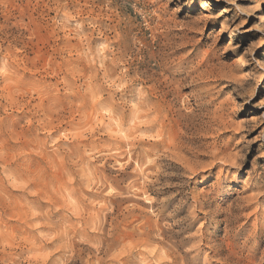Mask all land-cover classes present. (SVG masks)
Here are the masks:
<instances>
[{"label":"rangeland","instance_id":"374dc122","mask_svg":"<svg viewBox=\"0 0 264 264\" xmlns=\"http://www.w3.org/2000/svg\"><path fill=\"white\" fill-rule=\"evenodd\" d=\"M152 77L193 115L145 197L124 162L165 114ZM132 207L183 264H264V0H0V264H178L102 256Z\"/></svg>","mask_w":264,"mask_h":264},{"label":"bare ground","instance_id":"6f19581e","mask_svg":"<svg viewBox=\"0 0 264 264\" xmlns=\"http://www.w3.org/2000/svg\"><path fill=\"white\" fill-rule=\"evenodd\" d=\"M242 11H244L245 13H248V11L242 7L241 5L238 6ZM166 70V69H165ZM165 72V71H164ZM171 72V71H170ZM173 72V71H172ZM175 74V72H174ZM167 75V74H166ZM161 76V75H160ZM158 78V77H157ZM165 78V77H164ZM172 79V78H171ZM171 81V80H170ZM152 85H151V90L153 91L155 95L154 99L155 101L157 102L156 104L158 105H161V104H165V114H163L164 116L162 117V122L160 124V122L156 119H154L152 121V124H149L147 127H143L142 130H144L145 132L147 133H153V135H150V137H152V139L154 140L152 143H148L150 148L148 149H142L140 151V154L137 155L136 157H133L129 152H128V157H127V161L125 160L124 163H128L127 166H131L133 169H134V172L135 175L134 176H139V178L135 179L132 181V186L131 188H135V195H144L146 197V193L148 191V188H149V181L151 180V178H157L156 175L158 174V172L160 171H157L155 169V167L157 168V163L159 162V153H162L163 155L166 154L167 152L166 151H171L175 148V145H177L176 143V138L174 137L177 136V134H174L173 132H170V131H173V129H175L176 127L179 126V119L182 118L184 120H190L192 118V115H193V112H189V113H185L184 115L180 116L181 114L178 113L177 109H175V105H174V102H172V100L174 101V99L176 100V96L174 94V97H173V90H170V91H167L165 90V86L164 88L162 87L161 83L159 82L158 79H155L154 77H152ZM171 83V82H169ZM175 83V82H173ZM180 83V82H179ZM166 85V83H165ZM175 85V84H174ZM170 86V85H169ZM167 87V86H166ZM173 89V88H172ZM178 89V88H176ZM175 89V90H176ZM153 97V96H152ZM169 97H172V100H167V98ZM180 98V97H179ZM180 101H182L180 99ZM183 102V101H182ZM181 103V102H180ZM177 104V103H176ZM198 106V105H196ZM160 107V106H159ZM157 108V107H156ZM154 110V109H153ZM181 111V110H180ZM188 111V110H187ZM159 112V110H158ZM161 112V111H160ZM200 112V111H199ZM176 113V116L177 118L174 119V114ZM156 114V113H155ZM160 114V113H159ZM196 114V113H195ZM154 115V114H153ZM162 116V115H161ZM160 120V119H159ZM193 120V119H192ZM157 122H159L157 124ZM191 122V121H190ZM173 123V124H172ZM172 124V125H171ZM171 125V126H170ZM158 127L156 130H155V127ZM161 126V127H160ZM182 126V125H181ZM185 127V126H184ZM180 129V128H179ZM178 129V130H179ZM187 131V130H186ZM181 133V132H179ZM184 133V131H183ZM174 134V135H173ZM147 135V134H146ZM148 137V136H147ZM178 137V136H177ZM146 138V137H145ZM143 139V138H142ZM149 141V140H148ZM136 142V141H135ZM134 142V143H135ZM138 142V141H137ZM141 143V142H140ZM139 143V144H140ZM131 144V143H130ZM117 145V144H116ZM160 146H162V149H159L161 148ZM180 147V146H178ZM177 148V150L179 151V149ZM115 148V147H114ZM175 148V149H176ZM181 148V147H180ZM164 149V150H163ZM139 150V149H138ZM174 151V150H173ZM136 153V152H135ZM134 153V154H135ZM169 153V152H168ZM171 153V152H170ZM174 153V152H172ZM130 154V155H129ZM173 155V154H172ZM135 156V155H134ZM167 156V155H166ZM174 156V155H173ZM121 157V156H120ZM120 157H119V160H120ZM165 157V156H164ZM123 158V157H121ZM174 157H172L173 159ZM180 160V159H179ZM122 161V160H121ZM162 163V162H161ZM125 164V165H126ZM162 165V164H161ZM160 165V166H161ZM184 165V164H183ZM188 167V166H187ZM190 168V167H189ZM187 168V169H189ZM125 168H123L124 170ZM156 170V171H155ZM162 170V169H161ZM192 170V169H191ZM126 171V170H125ZM190 171V170H189ZM132 172V173H134ZM149 173V174H148ZM161 173V172H160ZM194 173V172H193ZM101 174V173H100ZM121 174V173H120ZM116 176V175H115ZM122 176V175H121ZM120 177V176H119ZM124 179V178H123ZM133 179V177H132ZM105 180V179H104ZM107 180V179H106ZM110 180V179H109ZM118 180V179H117ZM127 181V180H126ZM155 182V181H154ZM109 183V182H108ZM126 183V182H125ZM127 184H128V181H127ZM97 185V184H96ZM105 185V184H103ZM110 185V184H109ZM113 186V185H112ZM126 186V185H125ZM128 186V185H127ZM107 189V187H106ZM121 189V188H120ZM109 190H113V189H109ZM118 190V189H117ZM126 190V189H125ZM121 191V190H120ZM119 191V192H120ZM133 191V190H132ZM123 192V191H122ZM149 192V191H148ZM109 193V192H108ZM127 193V191H126ZM115 194V193H114ZM146 194V195H145ZM112 195V194H111ZM128 195V194H127ZM130 195V194H129ZM119 196V195H118ZM138 196V198H139ZM150 196V195H149ZM122 197V196H121ZM125 197V195L123 196ZM129 197H132V196H129ZM128 197V198H129ZM142 197V196H141ZM115 198V197H114ZM117 198V197H116ZM127 198V196L125 197ZM124 198V199H125ZM134 198V197H133ZM122 199V201L124 200ZM130 199V198H129ZM137 199V198H136ZM146 199V198H144ZM143 199V200H144ZM148 199V198H147ZM112 200V199H111ZM120 200V199H119ZM132 200V199H131ZM134 200V199H133ZM140 200V199H139ZM149 200V199H148ZM151 200V199H150ZM129 201V200H128ZM137 201V200H136ZM112 202V201H111ZM126 202V201H125ZM135 202V201H134ZM141 203V202H140ZM151 203V202H149ZM148 203V204H149ZM116 204V203H115ZM119 204V203H118ZM132 204V203H131ZM139 204V203H138ZM143 204V203H142ZM106 205V204H105ZM108 205V204H107ZM120 205V204H119ZM122 205V204H121ZM124 205V204H123ZM136 205V204H135ZM153 205V204H152ZM132 206V205H131ZM130 206V207H131ZM134 206V205H133ZM138 206V205H137ZM144 206V205H143ZM147 206H150V205H147ZM154 206V205H153ZM140 207V206H139ZM108 208V207H107ZM154 208V207H152ZM112 209H113V206H112ZM119 209V208H117ZM123 209V208H122ZM122 209H119V210H122ZM126 209V208H125ZM124 209V210H125ZM144 209V208H143ZM142 209V210H143ZM151 209V208H150ZM123 210V211H124ZM140 210V209H139ZM136 211L134 209V207H132V209L127 212V215H125L123 217V219L121 220L120 223H115V225L112 224L110 230L109 231V238L103 242L101 245L99 244V247L98 249H100V252L103 254L102 256H105V257H109L110 256V253L112 251V247L114 246H118V245H121L123 244L124 242L128 241L130 243L132 242H135L137 243L138 246H141V247H151L152 245H159V246H162L166 248V252L171 255H173V259L175 258V261L177 260V263L180 264V260H182L181 257H179L180 253H178V248L177 246L174 244V247L170 246V245H166L168 243H164V240L161 239V237L165 236V230H163V228H161L158 224V222L155 220H151V218H149V216H147V214L145 215L143 213V211ZM112 211V210H111ZM126 211V210H125ZM124 211V212H125ZM128 211V210H127ZM123 212V213H124ZM151 212V211H150ZM150 212H147V213H150ZM103 214V213H101ZM111 214V213H110ZM116 214V212H115ZM121 214V213H120ZM119 214V215H120ZM112 215V214H111ZM149 215V214H148ZM96 216V215H95ZM107 216V215H106ZM189 216V215H188ZM100 217V216H99ZM96 218V217H95ZM101 218V217H100ZM103 218V217H102ZM99 219V220H102ZM117 218V217H116ZM164 218V217H163ZM106 219V218H105ZM98 220V219H97ZM104 220V218H103ZM113 220V219H112ZM116 220V219H114ZM162 221V220H161ZM160 221V222H161ZM110 222V221H109ZM159 222V223H160ZM99 223V221H98ZM163 223V222H162ZM104 224V223H103ZM164 224V223H163ZM161 224V225H163ZM179 224V223H178ZM97 225V224H96ZM102 225V224H101ZM104 226V225H103ZM167 229V228H165ZM107 231V233H108ZM171 233V232H169ZM172 234V233H171ZM167 235V234H166ZM97 236V235H96ZM105 236V235H104ZM98 239H99V236H97ZM178 237V236H177ZM103 238V236H102ZM172 238V237H170ZM183 238V237H182ZM96 239V238H95ZM176 239V238H175ZM181 239V238H180ZM97 240V239H96ZM104 240V239H103ZM169 240V239H168ZM179 240V239H178ZM174 241V240H173ZM171 241V242H173ZM169 242V241H168ZM182 242V241H181ZM179 242V243H181ZM199 242V241H198ZM197 242V243H198ZM93 243V242H92ZM97 243V242H96ZM99 243V242H98ZM101 243V242H100ZM174 243V242H173ZM207 243V242H206ZM94 244V243H93ZM184 244V243H183ZM96 245V244H95ZM78 246V245H77ZM122 247V246H120ZM153 247V246H152ZM177 249H176V248ZM182 247V246H181ZM198 247V245L196 246ZM94 248V247H93ZM124 248V247H123ZM155 248V247H154ZM194 248V247H193ZM119 249V248H118ZM135 249V248H134ZM151 249V248H150ZM187 249V248H186ZM143 250V249H142ZM160 250V249H159ZM153 251V250H152ZM151 251V252H152ZM158 251V250H157ZM182 251V250H181ZM197 252V250H194ZM99 252V251H98ZM115 252H116V249H115ZM150 252V253H151ZM165 252V253H166ZM180 252V251H179ZM225 252V251H224ZM223 252V253H224ZM139 253V252H138ZM157 253V252H156ZM162 253V252H161ZM182 253V252H181ZM185 253V252H184ZM226 253V252H225ZM232 253V252H231ZM231 253L228 255L230 256ZM140 254V253H139ZM153 254V253H152ZM179 254V255H178ZM143 255V253H142ZM156 255V254H155ZM160 255V253H159ZM167 255V254H166ZM189 255L190 252H189ZM224 255V254H223ZM101 256V257H102ZM185 256V254H184ZM184 256H183V259H184ZM188 256V255H187ZM185 256V257H187ZM156 257V256H155ZM190 257V256H189ZM138 258V257H137ZM154 258V256H153ZM157 258V257H156ZM155 258V259H156ZM171 258V256H170ZM231 258V257H230ZM108 259V258H107ZM188 259V258H187ZM229 259V258H228ZM135 261V260H134ZM191 261V260H190ZM225 261V260H224ZM227 261V259H226ZM109 262V261H108ZM124 262V261H123ZM127 262V261H126ZM130 262V261H129ZM128 262V263H129ZM186 262V261H185ZM188 262V261H187ZM66 263V262H65ZM116 263V262H115ZM125 263V262H124ZM131 263V262H130ZM183 264V262H181ZM134 264V262H133ZM157 264V262H156ZM184 264H187V263H184Z\"/></svg>","mask_w":264,"mask_h":264}]
</instances>
